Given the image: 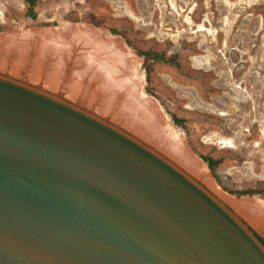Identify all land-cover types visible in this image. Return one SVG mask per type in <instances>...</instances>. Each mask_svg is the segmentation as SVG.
Wrapping results in <instances>:
<instances>
[{
	"label": "water",
	"instance_id": "water-1",
	"mask_svg": "<svg viewBox=\"0 0 264 264\" xmlns=\"http://www.w3.org/2000/svg\"><path fill=\"white\" fill-rule=\"evenodd\" d=\"M108 46L34 33L0 51V264H264L246 222L264 208L200 182Z\"/></svg>",
	"mask_w": 264,
	"mask_h": 264
},
{
	"label": "rangeland",
	"instance_id": "rangeland-1",
	"mask_svg": "<svg viewBox=\"0 0 264 264\" xmlns=\"http://www.w3.org/2000/svg\"><path fill=\"white\" fill-rule=\"evenodd\" d=\"M24 11L23 0H0V24L16 23L0 34L22 27L64 25L72 22L64 19L68 13L93 15L125 30L142 48L177 53L180 66L154 64L149 84L143 58L125 43L145 74L142 91L147 95L150 85L186 119L193 145L222 158L217 174L223 184L233 189L264 187V0H40L36 20L25 18ZM115 53L109 45L102 56L112 62ZM152 98L165 123L190 146L185 131ZM155 115L150 112L160 123ZM201 165L209 175L207 164ZM209 182L218 185L214 179ZM247 198L251 203L259 199H239ZM246 222L264 237V227Z\"/></svg>",
	"mask_w": 264,
	"mask_h": 264
},
{
	"label": "bare ground",
	"instance_id": "bare-ground-1",
	"mask_svg": "<svg viewBox=\"0 0 264 264\" xmlns=\"http://www.w3.org/2000/svg\"><path fill=\"white\" fill-rule=\"evenodd\" d=\"M62 25H59L57 27H50L46 30L17 28V30H13L7 33H1L0 51H2L3 48L7 50L11 46L18 47L20 42L23 43V41L31 39L34 33L38 34L43 39L47 38L50 40L59 41L63 44H65L66 42L68 43L69 40L75 37H85L87 39L92 38L98 40H101L103 38L104 41L108 42L109 45L114 47L116 54L119 56L115 61L119 70H114L115 72L112 71V73L114 75L119 74V76H124V84H128V87L130 88L128 89L137 96L139 102L142 104V107H144L147 111H152L154 114H156L155 116L158 118L165 132L170 138H172V149L175 151V153L179 157L181 156L186 161V163L188 161V168H190L198 178H202L203 182L206 183L208 187L215 188L214 190L217 191V187H213V185H211V183L209 182L210 179L208 178L209 175L207 173L206 166L198 164V162H194L195 160L190 156V154L187 153L186 149L184 148L185 142L180 135L178 136V130L171 124L165 123L156 100L152 98V96H149L148 94L146 95L145 92L142 91L140 86L144 83L145 74L139 67V58L135 56L131 57L124 40L120 36L113 35L105 29L96 28L85 23L66 22L63 26ZM21 51L24 50L22 49ZM117 62L120 63V65ZM155 104L157 105V107L155 106ZM253 203H256V205L264 208V200L257 199Z\"/></svg>",
	"mask_w": 264,
	"mask_h": 264
},
{
	"label": "trees",
	"instance_id": "trees-1",
	"mask_svg": "<svg viewBox=\"0 0 264 264\" xmlns=\"http://www.w3.org/2000/svg\"><path fill=\"white\" fill-rule=\"evenodd\" d=\"M25 4V11H24V17L30 18L32 20H36L39 15V6H40V0H23ZM64 19L77 22V21H85L90 24H92L95 27H104L107 28L111 34L113 35H119L121 36L127 45L134 49L136 53L143 58L142 62V69L145 71L146 74V80L150 84L151 81V74L153 71V65L157 63H164L169 65H174L179 67L180 62L178 60V54H172L167 55L165 51L163 50H157L154 48H142L134 43L132 39L129 37V35L125 32V30H121L117 28L116 26H111L105 23L103 18L96 17L93 15H90L89 17H79L78 15H71V13H68ZM16 23H7V24H0V32H3L5 30H8L15 26ZM146 92L148 94L153 95L156 97V99L160 102V104L164 107L166 113L171 117L173 124L181 128L185 131L187 139L189 141V144L192 148V150L195 152L196 155H198L200 158L203 159V161L207 164L208 169L213 173L214 178L216 179V182L218 185H220L224 191H226L229 194L236 195V196H258L264 199V187L263 186H248L241 189H233L231 187H228L227 185L223 184V181L217 174V169L219 165L222 162L221 157H214L208 153H203L199 151L192 143L190 139V131L189 127L186 124V119L184 117H181L177 115L174 111H172L168 107V103L161 98L160 96L156 95L150 85L146 87ZM257 238L264 244V237L259 235L254 231Z\"/></svg>",
	"mask_w": 264,
	"mask_h": 264
}]
</instances>
